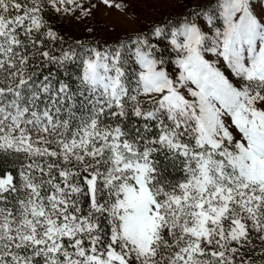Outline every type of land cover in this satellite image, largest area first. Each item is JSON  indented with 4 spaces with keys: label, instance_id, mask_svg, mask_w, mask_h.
Instances as JSON below:
<instances>
[{
    "label": "snow or ice",
    "instance_id": "6c2138e0",
    "mask_svg": "<svg viewBox=\"0 0 264 264\" xmlns=\"http://www.w3.org/2000/svg\"><path fill=\"white\" fill-rule=\"evenodd\" d=\"M175 2L100 44L0 0V264H264V0Z\"/></svg>",
    "mask_w": 264,
    "mask_h": 264
},
{
    "label": "rangeland",
    "instance_id": "374dc122",
    "mask_svg": "<svg viewBox=\"0 0 264 264\" xmlns=\"http://www.w3.org/2000/svg\"><path fill=\"white\" fill-rule=\"evenodd\" d=\"M115 2L129 4V7L126 12H121L114 6L104 5L101 0H81L84 9H91L89 15H84L80 9H76L72 14L60 13L59 19L73 33L87 32L92 42L105 44L131 35L152 22L179 17L186 10L183 4L176 3L175 0H115ZM252 255L255 257V264H260L259 249Z\"/></svg>",
    "mask_w": 264,
    "mask_h": 264
},
{
    "label": "trees",
    "instance_id": "16d2710c",
    "mask_svg": "<svg viewBox=\"0 0 264 264\" xmlns=\"http://www.w3.org/2000/svg\"><path fill=\"white\" fill-rule=\"evenodd\" d=\"M49 18L52 20V22L54 23L56 30L60 32V34L62 36L65 37L66 40H68L69 42H73V41H84L86 43H92V41L89 39V37L87 36V32H83L81 34H75L73 33L68 27L67 25L62 22L59 19V14L55 13L54 11H49ZM179 17H175L172 18L171 20L175 21L177 20ZM254 256V255H253Z\"/></svg>",
    "mask_w": 264,
    "mask_h": 264
}]
</instances>
